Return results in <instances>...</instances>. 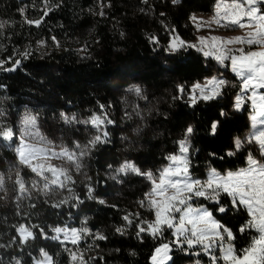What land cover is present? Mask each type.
Wrapping results in <instances>:
<instances>
[{
  "label": "trees",
  "instance_id": "16d2710c",
  "mask_svg": "<svg viewBox=\"0 0 264 264\" xmlns=\"http://www.w3.org/2000/svg\"><path fill=\"white\" fill-rule=\"evenodd\" d=\"M215 1L179 0L173 4L172 0H147V3L144 0H0V22L5 24L0 29V60L5 61V68H10L17 59L21 61L14 71L0 70V112H3L0 120L16 127L15 119L26 108L54 118L52 121L58 124L63 141L80 146L88 143L94 129L86 123H65L61 113L75 116L79 121H87L95 113L101 116L106 113L114 121L107 125L110 142L92 149L83 158L79 172L70 170L73 183L48 196L31 190L36 175L18 164L13 142L9 149L0 140V171L5 175L19 171L32 191L31 197L17 201L15 178L5 181L7 198L0 199V244L7 245L17 236L15 226L21 223L39 225L49 237L42 238L36 228V239L28 245L17 243L0 248V260L4 264L12 257L21 258L23 264H33L34 258L40 256V249L52 255L55 264H70L64 242L50 238L54 234L52 228L68 225H82L93 234L99 232L107 237L94 243L92 236H85L74 246L89 264H151L150 256L163 238L136 237V224L150 216L149 208L140 204L150 182L128 175L118 183L111 176L124 161L134 162L142 171H156L167 155L178 149L176 142L183 138L190 124L195 128L192 145L196 163L220 170L245 165L246 147L234 156L227 155L235 136L249 126L245 108L241 112H227L225 118L220 115L222 109L226 111L222 99L200 101L195 107L189 106L185 96L174 99L180 95L179 85L186 92L190 83L210 75V67L196 48L176 53L166 51L168 35L175 32L192 39L191 14L211 11ZM100 11L104 12L103 16L99 15ZM26 20H41V24L29 25ZM153 36L158 44L150 39ZM25 51L30 53L27 58L22 55ZM131 83L143 87V95L151 99L144 106L151 114L141 127L137 120L123 116L125 106L128 110L133 99L139 101L134 92L127 93ZM216 120L220 121V127L213 135L210 126ZM137 128L141 129L139 135L134 131ZM88 184L94 189V199L88 198ZM4 195L5 192H0V196ZM73 197H79L82 203L72 207L76 203ZM65 198L68 204L52 207ZM99 199L106 203L99 204ZM223 200L229 203V198ZM198 202L205 203L217 220L232 229L238 253L249 246L256 231H239L248 220L245 210L224 215L215 211L214 203L203 198ZM137 213L139 217L135 216ZM125 215H130L132 225L126 226ZM119 227H126L125 235L115 231ZM184 255L173 249V259L167 264H179Z\"/></svg>",
  "mask_w": 264,
  "mask_h": 264
},
{
  "label": "snow or ice",
  "instance_id": "6c2138e0",
  "mask_svg": "<svg viewBox=\"0 0 264 264\" xmlns=\"http://www.w3.org/2000/svg\"><path fill=\"white\" fill-rule=\"evenodd\" d=\"M144 2L147 3V0ZM178 2L179 0H172L173 4ZM262 3L264 0H232L231 4L224 5L218 2L215 16L210 21L205 22L195 15L191 17L197 28L211 27L215 23L224 27H248L252 29L243 36L227 39L216 36L200 37L199 45L186 44L178 37H174L166 49L169 53H176L185 48H196L204 57L213 58L221 66H226V61H230L231 72L241 79V92L235 98L234 110L241 111L247 99L251 102L253 114L250 116L252 130L243 139L235 137L233 141L235 151L230 150L227 155L234 156L246 144H255L260 158L258 159L249 151L247 167L237 171H227L223 174L210 167L207 178L201 180L194 176L191 171L194 167L192 164L194 152L192 138L195 134V128L190 124L185 129L183 138L176 142L178 151L166 157L169 161L168 165L159 169L157 174L151 170L142 171L132 161H124L113 170L111 179L118 183L123 182L121 177L136 175L146 178L152 185L151 190L145 194V199L140 201V204L142 207L147 206L154 211V220H140L136 224L137 239H142L144 235H147L158 240L164 236L166 230L172 232L174 237L172 241L161 242L155 247L150 257L151 264H167L168 261H171L173 259L171 255L173 247L187 251L194 246H200V251L208 255L210 264H218L219 260H222L224 264H264V92L260 91L264 89V12L258 7ZM20 11L23 14L24 10L21 9ZM47 14L46 11L44 15ZM99 15L103 16L104 12L100 11ZM161 15L164 14L161 13ZM245 18L250 21L247 25L244 23ZM26 23L39 26L41 20H26ZM4 27L5 24L0 22V29ZM52 39L59 47L56 38L53 37ZM150 39L153 43H159L154 36ZM39 43L43 44L44 42ZM229 45H241V47L229 48ZM245 45L249 47L260 46V50L245 51ZM22 55L27 58L30 53L25 51ZM4 64L5 61L0 60V70L10 72L16 70L21 61L15 60L10 68H5ZM229 86L228 81L216 76L207 79L203 85L196 83L187 93L189 106L195 107L200 101L207 102L220 99ZM129 91L134 92L141 99H147L139 86H134ZM178 92L180 95L174 99H183L185 87L179 85ZM247 93L250 95L246 96ZM103 107L101 105V108ZM134 113L143 119L138 105L134 106ZM220 115L221 117H228V113L223 109ZM2 116L3 112H0V117ZM125 116L131 119L132 114L126 112ZM61 117L65 123L90 124L96 129L97 134L89 140L87 145L81 147L77 144L78 151L63 147L57 152L46 146L51 145V142L39 132L37 118L26 113L21 121L19 145L14 149L18 157V164L30 169L40 178L39 181L33 180L31 182V190L42 192L45 196L65 189L68 183H73L68 169L57 168L48 162V158H63L73 164L75 170L79 172L82 168L81 159L84 156L88 155L98 145L110 142L107 125L114 123L107 118L106 113L103 117L94 114L87 121H79L75 116L69 117L64 113H61ZM219 127L220 121H213L210 126L211 134L215 135ZM134 131L139 135L141 129L137 128ZM14 136L13 128L0 120V140H3L5 147L12 148ZM26 137L36 140L37 143H28ZM123 139L127 140L128 137H123ZM210 155L215 156L214 153ZM108 167L112 169V165ZM8 179H11V174H9ZM15 185L18 186L17 191L19 193L16 197L17 201L25 196L31 197L32 191L26 187L19 171L16 173ZM68 190L71 191V189ZM87 191L88 198L94 199L92 195L94 189L91 184L87 185ZM0 192H5V195L0 196V199H6L7 193L3 173H0ZM224 197L229 198L228 204L224 203ZM199 198L214 203L217 206L215 211L220 214L227 215L230 211H240L241 209L247 212L249 218L240 226L239 231L244 233L248 230H255L257 235L252 237L248 247L239 250L241 254H237L238 250L233 243L236 236L232 229L217 220L213 212L207 207L194 206V200ZM73 199L76 203L72 204V207H77L79 203H82L79 197H73ZM97 202L102 205L106 203L103 199H99ZM68 203L69 200L65 198L52 204V207L60 208ZM17 208H19V203H17ZM130 215L123 217L126 226L133 223ZM135 216L139 217V213ZM36 228H39V225L21 223L15 226L17 236H13L7 245L0 244V248L11 247L17 243L19 246L28 245L30 241L36 239V232L34 231ZM51 231L54 233L50 237L52 240H60L62 243L70 242L74 246L78 245L85 236H92L94 243L98 240L107 239L99 232L93 234L87 227L56 226ZM115 231L120 235H125L126 227L116 228ZM39 233L42 238H49L43 228H39ZM217 248L220 250L219 257L215 254ZM65 251L69 252L72 264H89V260H85L84 254L78 250L72 251L65 248ZM196 255H199V252ZM0 264H4L3 260H0ZM8 264H23V261L21 258L12 257ZM33 264H55V261L52 255L44 249H40V256L34 258ZM196 264H200V261L197 260Z\"/></svg>",
  "mask_w": 264,
  "mask_h": 264
},
{
  "label": "rangeland",
  "instance_id": "374dc122",
  "mask_svg": "<svg viewBox=\"0 0 264 264\" xmlns=\"http://www.w3.org/2000/svg\"><path fill=\"white\" fill-rule=\"evenodd\" d=\"M218 2H220L222 5H224V4H231L232 0H216L214 5H213V7H212V9H211V11L204 12V13L203 12H194V13H192L191 16H190V22H191V24L194 27V37L192 39H185V38H182L181 36H179L175 32H170L169 35H168L169 41L167 43L166 48H168L170 41L174 37H178L179 39L183 40L186 44L199 45L200 44V39H199L200 37H209L210 38L212 36H216V37H221V38L227 39V38L236 37V36H243L248 31L252 30V29H250L248 27H245V28L224 27V26L216 25L215 23H213L211 27L205 26V27L197 28L196 23L193 22L191 17L193 15H195L197 18H202L203 21H205V22L210 21L215 16L216 6H217ZM258 7H260L262 12H264V3L259 4ZM244 23L247 25L248 23H250V21H248L247 18H245ZM228 47L229 48H239V47H241V45H229ZM244 47H245V51H249V50L258 51V50H260V46H256V45L251 46V47L245 45ZM205 58L208 61V64H209V67H210V75H207V76L203 77L200 80H195L192 83H190V85L188 86L184 96H185L186 99H188L187 98V93L191 89L192 85H194L196 83H200V84L203 85L206 82L207 79H210L213 76L224 78L226 81H228V83L230 85L225 90L224 95L222 96V98H220V99L225 101V103H224L225 107H226L225 108V110H226L225 112H229V113L230 112H234V113L235 112H241L245 108V112H246V115H247L246 117H247V121L249 123V126H248V128L242 130L240 133H238L235 136V137H240L241 139H243L252 130L250 116L253 114V109H252V106H251V102L246 99L245 102H244V106H243L241 111H235L234 110L233 105L235 103V98H236L237 94H239L241 92V79L238 76H236L235 73L231 72L230 61H226V66H221L213 58H211V57H205ZM134 86H139V84H134V83L129 84L127 93H133V92L129 91V89L133 88ZM139 87L142 90H144L143 87H141V86H139ZM260 91L264 92V89H261ZM247 95H250V93H247L246 96ZM146 97H147L146 100L141 99L140 97L136 98V99H139V101L133 99V101L129 104L130 108L128 110L125 109L126 106L124 107L123 116L126 117L125 116L126 112L132 114L130 120L131 121H133L134 119L137 120L138 121V125L140 124V127L143 125V123H147V119H148L149 115L151 114L149 109L146 110L144 108L146 103H148L151 100L149 96H146ZM136 105L139 106V110L141 111V113L143 115V119L141 117L135 115L134 106H136ZM26 113L27 114H31V115H33V116H35L37 118L36 122H37V127H38L39 132L43 136H45L48 141L51 142V145H46V146L51 147L52 149H54L57 152H59L60 149L63 148V147H67L68 149L78 151L77 145L75 143L66 144L63 141L64 139L61 138V135L59 134V131H58V128H59L58 124H56V122L52 121L54 118L53 119L48 118L46 116L40 115V113L37 114V112L30 111V110H28L26 108H24L21 111V114L18 117V119H15L16 121H18V124H16V127H13V131L15 133L14 140L12 141L14 149H15V147H17L19 145V135H20L21 121H22V119H23V117L25 116ZM104 114L105 113H103V115ZM11 115H9V116H11ZM66 115H67V113H66ZM93 115L94 114H92L91 116H93ZM95 115H100L101 116V114H97V113H95ZM90 117H88V120L90 119ZM101 117H103V116H101ZM93 129L94 130L90 133L89 140L92 139V137H94L97 134L96 129L95 128H93ZM25 139L27 140L28 143H37L36 140L28 139L27 137ZM89 140H88V142H89ZM233 141H234V139H233ZM87 144L88 143H84L83 145H81V147H83L84 145H87ZM245 147L247 149L246 163H245V165H243L241 167H238L237 169H234V170H220V169H217V168H215L213 166H210V165H208L206 163H196L194 161V153H195V148H194L193 157H192V164H193L194 167L191 169V171H192L194 176L200 178L201 180H204V179L207 178V173H208L210 167L211 168H215L217 171L221 172L222 174L226 173L227 171H237L240 168H245V167L248 166L247 165V155H248L249 151H251L252 154L254 156H256L258 159L260 158L259 157V152L257 150V146L255 144H253V145H247L246 144ZM230 150L231 151H235L233 144H232V147L230 148ZM177 151H178V149L176 151L171 152L170 154L176 153ZM86 156H84V157H86ZM16 157H17V155H16ZM83 158L81 159V162L83 161ZM48 162L50 164L56 166L57 168H67L69 173H70V170L72 168L75 169L73 164L69 163L67 160H65L63 158L49 157L48 158ZM168 163H169V161L166 159V161L156 171H154L153 173L157 174L158 170L163 168L164 166L168 165ZM0 173H2V172L0 171ZM4 176H5V181H6L8 179V177H9V175H5L4 174ZM11 178H15L16 179V173L15 172H13L11 174ZM35 178H36L37 181H39V179H40L37 176ZM5 184H6V182H5ZM151 187H152V185L150 183L149 191L151 190ZM199 199L194 200V202H193L194 206L207 207V205L205 203L198 202ZM152 220H154V211L150 210V216H149V218L146 221H152ZM67 227L68 228H82L83 226L82 225H80V226L68 225ZM256 235H257V233H256ZM162 238H163V242H169V241H172L174 239V237L172 236L171 230H166L165 233H164V236ZM63 246L66 247L69 250H72V251L78 250L81 253V250L79 248H75L74 245H72L70 242L69 243H65L64 242ZM185 248H187L186 245H185ZM173 249H175V247H173ZM176 249H178V248H176ZM179 251H181V250H179ZM181 252H183L185 255L181 259L179 264H196L197 260L200 261V264H210L208 255H206L202 251H200V246H194L193 248H191V249H189L187 251H181ZM197 252H199V255H196ZM39 254H40V251H39ZM215 254L218 257L220 256L219 248L216 249ZM237 254H241V253L237 252ZM171 255H172V253H171ZM67 262L72 264V261L70 259L68 251H67ZM218 264H224V262L222 260H219Z\"/></svg>",
  "mask_w": 264,
  "mask_h": 264
}]
</instances>
